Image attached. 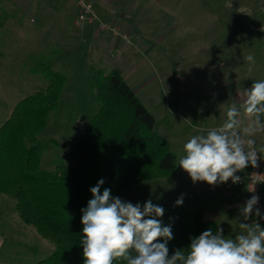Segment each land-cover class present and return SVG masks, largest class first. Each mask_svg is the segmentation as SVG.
Masks as SVG:
<instances>
[{
  "label": "rangeland",
  "instance_id": "1",
  "mask_svg": "<svg viewBox=\"0 0 264 264\" xmlns=\"http://www.w3.org/2000/svg\"><path fill=\"white\" fill-rule=\"evenodd\" d=\"M261 1L188 0L181 7L179 0H175L166 11L168 23L162 24L164 14L157 15L159 17L157 23L153 24H156L154 29L169 33L174 46L172 50L168 48L170 51L167 55L173 64V78L176 75L178 78H174L176 81L171 85L167 84L168 81L162 82L158 75L155 78L153 59L138 54L140 64L134 72H130L132 74L126 83L135 90V95L154 116L155 130L165 136L170 150L176 153L177 166L168 176L140 182L116 197L125 202L151 200L153 203L165 204H176L182 198L181 206L187 208L188 213H193L198 208L205 212L215 211L216 196L224 195L221 191L223 184L209 185L202 181L194 183L178 165L179 159L184 155L185 135L190 130L207 127V123L200 119L198 121L196 117L193 119L187 111L189 107L195 106V98L201 96L203 90L183 87L184 72H193L198 67V62L186 64L190 61L185 58L189 55L188 51L196 49L198 32L212 37L215 30L213 15L221 18L258 17L261 16ZM54 9L57 10L51 7V13ZM48 13L50 11L43 6L42 0H0V125L8 118L18 100L46 86L43 75L31 71L35 63L42 61L50 64L52 69L66 76L58 106L50 113L46 127L39 135L44 139L54 138L59 143V146H52L42 154V165L50 170L53 169L54 155L62 157L66 164L72 163L71 148L98 111L99 103L91 84L88 56L74 51L69 41L59 36L68 31L70 24L62 22L61 18L55 23L53 17H47ZM245 20L243 18L236 30L231 29L227 23H222L221 32L226 36L228 32H236L238 43H241L237 45L238 50L244 49L245 42L239 37L240 32L246 31L243 29ZM254 44L252 52L257 55L258 49L264 48V45L260 46L255 41ZM104 70L107 72L106 68ZM203 100L206 106L213 105L207 98ZM14 204L12 198L0 193V215L6 216L9 223L5 232L0 234L5 238L4 247L0 251V264H34L52 253L54 246L48 239L41 237L32 225L21 220ZM11 241L17 246H13L10 252L8 245ZM20 243L30 247L26 248Z\"/></svg>",
  "mask_w": 264,
  "mask_h": 264
},
{
  "label": "trees",
  "instance_id": "2",
  "mask_svg": "<svg viewBox=\"0 0 264 264\" xmlns=\"http://www.w3.org/2000/svg\"><path fill=\"white\" fill-rule=\"evenodd\" d=\"M31 71L41 73L47 83L18 100L0 125V193L12 198L21 220L54 246L34 264H84L81 210L92 198L90 189L103 179L101 192L108 188L116 197L140 182L168 176L176 167V155L155 130L154 116L120 74L91 64L99 109L73 144L72 163L54 155L53 169L44 168L42 154L59 143L39 135L58 106L66 76L42 61ZM127 202L143 206L147 201ZM153 204L163 207L164 215L157 219L172 229L169 257L176 250L186 252L191 239L204 231L217 230V222L204 220L201 209L188 213L181 205Z\"/></svg>",
  "mask_w": 264,
  "mask_h": 264
},
{
  "label": "crops",
  "instance_id": "3",
  "mask_svg": "<svg viewBox=\"0 0 264 264\" xmlns=\"http://www.w3.org/2000/svg\"><path fill=\"white\" fill-rule=\"evenodd\" d=\"M173 1L175 0H94L97 14L103 19L117 22L122 29L128 32L130 43L99 32L91 24H86L80 29L74 28L78 8L73 0H42V4L49 9L50 13L47 14V17L49 19L53 17V22L57 23L58 18H61L62 22L70 24L68 31L59 36L68 40L74 51L88 56L90 65L95 63L102 69L106 68L107 71L115 69L126 82L132 74L130 72H134L140 64L137 60L138 54H143L146 58L153 59L154 74L156 73L154 77L158 75L162 82L168 81L167 84L171 85L176 81L174 78H178L177 75L173 78V64L170 56L167 55L174 45L171 43L169 33L158 31L160 29L155 30L156 24H153L157 23L159 14H164L162 24L169 22L166 11ZM179 2L183 7V3H188V0H179ZM259 6L261 7V16L243 17L246 19L244 21L246 25L243 27L246 31L240 32L239 37V39L243 38L245 42L243 50H238L237 45L241 43H238L236 32H228L227 36L221 32L222 23H227L231 29L236 30L238 24L243 22V18L238 16L221 18L213 15L212 22L215 30L212 37L198 32L197 47L192 52L188 51L189 55L185 58L190 62L183 60L186 64L198 62L197 70L190 73L184 72L182 85L187 89L196 87L203 90V94L195 98V108L189 107L187 111L193 119L196 117L198 121L200 119L207 123V127H204L205 130L221 126L226 119L227 109L233 105L239 109L242 105L245 99L244 90L249 89L255 81L264 80V52H260L264 51L262 50L264 48L260 49V47L257 55L252 52L254 41L260 46L264 45V0ZM51 7H55L57 10L54 9L51 13ZM163 49L165 53H163ZM248 55L254 57V63L245 59ZM132 90L135 93V90ZM203 98L212 101L213 105L206 106ZM261 119L264 122V116ZM156 131L159 132V130ZM200 134L204 133H201L200 130H190L185 135L184 143L192 136ZM252 138L256 142L257 152L264 157V131L257 133ZM172 152L174 153V151ZM174 154L176 155V153ZM176 158L178 159L177 155ZM221 191L224 195H222L223 197L221 194L216 196L215 211L205 212L200 208L202 217L206 221H216L217 229L222 228L225 237L234 239L242 231L239 228V222H244L241 213L246 204L245 191L240 186H234L227 191L222 188ZM260 204L264 209V189L260 193ZM5 217L0 215V234L4 233L9 225ZM247 222H258L254 212ZM4 239L0 235V251L4 247ZM20 244L26 248L30 247L28 244ZM13 246H17V244L11 241V244L8 245L10 252Z\"/></svg>",
  "mask_w": 264,
  "mask_h": 264
},
{
  "label": "clouds",
  "instance_id": "4",
  "mask_svg": "<svg viewBox=\"0 0 264 264\" xmlns=\"http://www.w3.org/2000/svg\"><path fill=\"white\" fill-rule=\"evenodd\" d=\"M245 59L254 63L252 55ZM244 96L239 109L235 105L227 109L221 126L201 129L204 134L192 136L183 145L178 165L194 183L217 185L231 179L235 184L241 180L237 172L249 164L258 166L260 157L252 137L264 131V80L255 81L244 90ZM104 183L100 179L90 189L92 198L81 210L84 264H114L116 260L126 264H264V227L247 222L258 196L253 195L243 206L242 231L234 239L225 237L222 228L215 233L210 228L192 238L186 252L176 250L169 257L172 229L157 219L164 215L163 207L151 200L143 206L125 202L113 197L108 188L101 192ZM182 203V198L176 201ZM255 215L262 216L258 208ZM161 238L163 242H159Z\"/></svg>",
  "mask_w": 264,
  "mask_h": 264
},
{
  "label": "built area",
  "instance_id": "5",
  "mask_svg": "<svg viewBox=\"0 0 264 264\" xmlns=\"http://www.w3.org/2000/svg\"><path fill=\"white\" fill-rule=\"evenodd\" d=\"M78 8V14L75 18L76 29L84 27L86 24L94 25L99 32L118 37L127 43H130V36L128 32L121 28V26L115 22L101 18L95 8L94 0H73ZM260 157L257 161L258 166L252 167L249 164L244 171L237 172L236 175L241 177V180L237 183H233L231 179L225 182L222 186L224 191L231 189L234 186H240L244 188L246 201L253 195L259 197L258 204L254 207L258 208L262 214L261 217L256 218L261 227H264V209L260 204V193L264 189V157L260 153H257ZM254 188V191H251Z\"/></svg>",
  "mask_w": 264,
  "mask_h": 264
}]
</instances>
